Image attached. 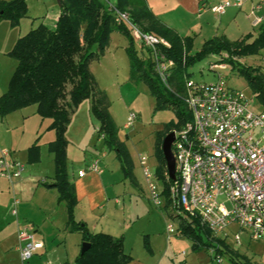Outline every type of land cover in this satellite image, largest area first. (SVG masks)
Masks as SVG:
<instances>
[{
  "label": "trees",
  "instance_id": "trees-1",
  "mask_svg": "<svg viewBox=\"0 0 264 264\" xmlns=\"http://www.w3.org/2000/svg\"><path fill=\"white\" fill-rule=\"evenodd\" d=\"M60 0L59 15L53 29L40 24L16 40L7 56L16 62L6 91L0 96V119L8 114L35 107L36 114L49 120L46 130L54 132V139L47 143V152L53 157L52 184H43L55 189L58 203L65 206L66 227L70 233H79L81 242L88 244L83 254H78L71 264H128L131 257L123 250L122 237L105 233L92 234L86 225L77 221L74 210L77 204L75 189L68 181L67 127L77 107L89 100L90 112L98 123L96 137L102 146L114 154L120 164L124 179L133 184L131 161L126 146L117 136V128L109 112V102L104 91L97 86L89 65L105 51L109 37L117 32L127 40L125 53L129 61L130 79L143 82L155 100L154 109L172 111L174 124H166L158 133L155 148L156 175L165 190L166 164L161 151L164 136L180 128L187 120L181 97L184 93L186 69L208 57H219L215 62L236 68L253 91L257 102L264 110V77L257 69L241 65L238 60L259 54L264 49V25L255 37L246 35L230 41L224 36L205 40L198 50H193V35L181 37L173 29L161 23L147 6L146 0ZM110 4V5H109ZM126 12L130 21L143 33L164 40L167 46H159L166 59L173 62L166 83L154 71L148 51L136 46L129 28L116 23L112 10ZM27 15L26 0H0V21H7L11 28L17 27ZM214 62V63H215ZM153 76L154 79L151 77ZM162 84V85H161ZM39 161L37 140L27 149V164ZM178 236L192 242V250L204 248L213 252L214 259L230 255L232 264H252L230 249L222 239H213L210 232L201 227L196 219L188 216L178 222ZM203 237L206 240H203ZM146 250L151 253L147 241ZM63 264H69L67 262Z\"/></svg>",
  "mask_w": 264,
  "mask_h": 264
},
{
  "label": "crops",
  "instance_id": "crops-1",
  "mask_svg": "<svg viewBox=\"0 0 264 264\" xmlns=\"http://www.w3.org/2000/svg\"><path fill=\"white\" fill-rule=\"evenodd\" d=\"M224 1L235 0H146V3L155 17L179 36L193 35V49H198L205 40L213 37L224 36L230 41L246 35L255 37L264 25V0H241L239 7H229L221 15L209 10V7ZM26 5L27 15L17 27L11 28L7 21H0V96L6 91L16 67L15 60H11L7 52L18 38L38 25L53 29L59 15L56 0H26ZM201 5L204 8L200 9ZM255 19H258L256 24ZM91 116L90 103L83 101L72 115L65 133L68 141L67 176L77 199L75 218L84 223L92 234L123 236L126 220L131 219L125 217L119 202L123 179L114 155L104 149L100 138L94 143L98 123L95 125ZM48 124L49 120H42L36 114L34 106L0 119V149L11 151L25 164L21 179L8 181L0 178V264H22L16 250L17 232L26 227L43 243V248L27 263L24 262L26 264H71L80 253L81 236L68 232L65 206L57 202V191L43 186L44 183L52 184L54 172L53 157L47 152V143L55 135L53 131L46 130ZM36 140L39 161L27 164V149ZM86 144L92 151H85ZM93 162L97 163L98 171L88 172L86 168ZM80 171L85 173L80 176ZM129 191L125 193L131 194ZM12 210H15V215ZM69 234H74V237L69 239ZM125 236L123 250L131 257L128 264H150L133 257V248L127 246ZM68 240H71L70 244ZM149 244L154 255V242Z\"/></svg>",
  "mask_w": 264,
  "mask_h": 264
},
{
  "label": "built area",
  "instance_id": "built-area-1",
  "mask_svg": "<svg viewBox=\"0 0 264 264\" xmlns=\"http://www.w3.org/2000/svg\"><path fill=\"white\" fill-rule=\"evenodd\" d=\"M240 5L241 0L224 1L209 7V10L221 15L227 8ZM202 8L204 5L200 6ZM112 14L114 21L125 24L138 45L148 51L154 71L166 83L173 62L165 58L159 46H167V43L143 33L130 21L126 12L113 9ZM257 22L255 19L254 24ZM228 67L220 62L209 65L210 71L217 76L213 83L184 80L181 100L188 120L173 131L171 152L175 179L171 180L166 173L167 195L163 184L161 189L158 187V177L147 167L144 159H140V164L149 200L154 206L159 207L161 197L165 195L176 210L196 219L212 237H228V230L235 227L233 243L239 245L243 232L252 241L264 242V113L253 111L243 92L226 85L221 71ZM135 119V115L129 114L123 127L129 128ZM86 170L97 172V163L89 164ZM24 173L25 164L11 151L0 149V178L19 180ZM84 173L80 171L78 174L82 176ZM12 214H16L15 210ZM165 233L170 239L176 234V229L168 223ZM42 248L43 243L29 228L17 232L16 250L21 263ZM216 261L220 264L221 257Z\"/></svg>",
  "mask_w": 264,
  "mask_h": 264
},
{
  "label": "rangeland",
  "instance_id": "rangeland-1",
  "mask_svg": "<svg viewBox=\"0 0 264 264\" xmlns=\"http://www.w3.org/2000/svg\"><path fill=\"white\" fill-rule=\"evenodd\" d=\"M126 46L127 40L123 35L117 32L112 33L104 53L89 65L90 72L95 78L98 88L104 91L107 97L109 115L117 128L119 140L126 146L132 167L133 184L124 179L120 164L115 159L120 170L119 174L123 179V184L120 185L122 188H120L118 195L119 202L123 206L125 217L131 218H126L125 234L116 238L122 237L124 242L123 237L126 235L125 243L128 247L133 248V257L137 261L145 260L150 264H218L210 250L204 248L192 250V242L183 236L175 234L170 240L167 239L166 225L168 223L172 224L177 233L178 222L185 215L180 210H176L165 195L161 197L159 207L154 206L149 200L148 187L140 159H144L147 167L156 174L158 165L155 156L157 136L158 133L162 132L164 125L175 123V116L169 110L156 111L154 109V97L145 83L130 79L129 61L124 50ZM136 46L137 48L139 46L137 42ZM215 59L219 60L220 58L217 56ZM215 59L208 57L194 63L186 69L187 76H184V78L195 83L216 82V73L209 69V65L214 63ZM238 62L243 66L257 69V73L264 77L263 50L259 51L258 55L244 57ZM221 75L229 88L244 93L253 111L264 113L263 107L257 102L253 91L236 68L230 66L221 71ZM151 77L154 79L153 76ZM84 101L89 102V100ZM131 113L135 115L136 119L130 128L124 129L123 125L126 118ZM91 119L96 125V120L93 117ZM94 139L95 143L99 138ZM84 149L86 152L92 151V148L87 144ZM158 187L160 189L162 187L159 179ZM126 190H130L131 194H126ZM236 231L235 227L228 230V237L222 238L225 244L238 254L239 259L245 257L252 264H264V242L252 241L249 239L248 234L243 232L240 234V243L237 245L232 240V235ZM77 234L79 237L81 236L79 233ZM69 235V239L74 237V234ZM217 238L213 237V239ZM145 240L149 247V242H154V255L146 250ZM203 240L205 241L206 238L203 237ZM68 243L70 244L71 240H68ZM78 249L80 250V246ZM181 253H185V256ZM229 258L230 255L223 254L220 264H232Z\"/></svg>",
  "mask_w": 264,
  "mask_h": 264
},
{
  "label": "water",
  "instance_id": "water-1",
  "mask_svg": "<svg viewBox=\"0 0 264 264\" xmlns=\"http://www.w3.org/2000/svg\"><path fill=\"white\" fill-rule=\"evenodd\" d=\"M57 5L60 4V0H56ZM174 140V133L170 132L162 140L161 151L166 164L167 174L171 180L175 179L174 158L171 152V145ZM88 248V244L83 242L80 247V254H83Z\"/></svg>",
  "mask_w": 264,
  "mask_h": 264
}]
</instances>
